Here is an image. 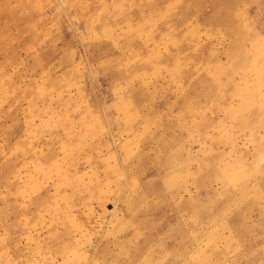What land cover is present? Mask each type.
<instances>
[{"label":"rangeland","instance_id":"obj_1","mask_svg":"<svg viewBox=\"0 0 264 264\" xmlns=\"http://www.w3.org/2000/svg\"><path fill=\"white\" fill-rule=\"evenodd\" d=\"M176 261L264 264V0H0V264Z\"/></svg>","mask_w":264,"mask_h":264},{"label":"bare ground","instance_id":"obj_2","mask_svg":"<svg viewBox=\"0 0 264 264\" xmlns=\"http://www.w3.org/2000/svg\"><path fill=\"white\" fill-rule=\"evenodd\" d=\"M35 154V153H34ZM33 156V155H32ZM35 158V157H34ZM30 159V158H29ZM39 159V158H38ZM45 200V199H44ZM31 204V203H30ZM29 209V208H28ZM29 211V210H28ZM31 212V211H30ZM152 219V218H151ZM149 222V221H148ZM150 224V223H149ZM183 228H185L184 226H183ZM180 231V230H179ZM184 235V234H183ZM183 235L181 236V237H183ZM171 237H173V235L171 236ZM178 237V236H177ZM188 240V239H187ZM181 241V240H180ZM184 241H186V240H184ZM164 242V241H163ZM162 242V243H163ZM185 243V242H184ZM149 244V243H148ZM156 245V244H155ZM160 245H162V244H160ZM165 246V245H164ZM163 247V246H162ZM196 251V250H195ZM196 258V257H195ZM182 261V260H181ZM177 262V261H176ZM171 263V262H170ZM198 263V262H197ZM177 264H178V262H177ZM181 264V263H180Z\"/></svg>","mask_w":264,"mask_h":264}]
</instances>
